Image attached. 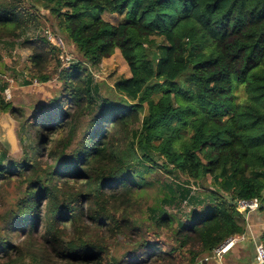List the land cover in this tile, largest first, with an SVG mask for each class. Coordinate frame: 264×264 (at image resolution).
<instances>
[{"label": "trees", "instance_id": "16d2710c", "mask_svg": "<svg viewBox=\"0 0 264 264\" xmlns=\"http://www.w3.org/2000/svg\"><path fill=\"white\" fill-rule=\"evenodd\" d=\"M43 1L79 58L22 42L23 84L60 83L29 113L0 80L21 150L0 145V264H199L244 235L239 204L264 215V0ZM38 11L0 0V43ZM116 51L130 76L100 96L91 68Z\"/></svg>", "mask_w": 264, "mask_h": 264}, {"label": "rangeland", "instance_id": "374dc122", "mask_svg": "<svg viewBox=\"0 0 264 264\" xmlns=\"http://www.w3.org/2000/svg\"><path fill=\"white\" fill-rule=\"evenodd\" d=\"M26 7L35 5L39 8V24L29 27L18 34L15 38H4L0 43V80L7 84L8 102L13 108L24 109L27 113L33 106L45 105L59 93L60 83L57 78H53L47 83H33L29 86L23 84L25 77L23 75L24 61L30 55V52L21 47L25 39L41 37L45 32H50L52 36H48L51 42L61 40L62 38L54 33L52 24L53 18L48 11L41 5L43 0H24ZM93 15H99L109 24L116 26L123 21V14H108L107 12H92ZM156 43H159L158 38H152ZM64 56L62 57V67H67L71 60L79 58L76 49L70 43L63 40ZM60 56V57H61ZM93 81L99 86V95L113 89L116 82L121 79H127L130 76L128 67L116 51L110 58L101 61L100 65L91 68ZM11 96V97H10ZM18 123L9 113H0V145L9 152L11 158H18L21 155V150L18 146L16 131ZM162 181L166 184L174 181L173 177L165 174L161 175ZM14 190H9L8 196L11 197ZM6 202H0V216L5 211ZM183 212H187L190 208L182 204L180 208ZM168 212H176L177 209L167 208ZM245 212V211H243ZM23 264H31L29 260H25Z\"/></svg>", "mask_w": 264, "mask_h": 264}, {"label": "crops", "instance_id": "0c3cea01", "mask_svg": "<svg viewBox=\"0 0 264 264\" xmlns=\"http://www.w3.org/2000/svg\"><path fill=\"white\" fill-rule=\"evenodd\" d=\"M246 232L237 237L234 246L221 261L209 258L205 264H256L255 246L262 244L260 238L264 231V215L256 210L245 211ZM264 246V245H263Z\"/></svg>", "mask_w": 264, "mask_h": 264}, {"label": "built area", "instance_id": "2783aa9c", "mask_svg": "<svg viewBox=\"0 0 264 264\" xmlns=\"http://www.w3.org/2000/svg\"><path fill=\"white\" fill-rule=\"evenodd\" d=\"M258 202L257 200H253L249 203L241 202L239 204V212L249 211V210H257ZM240 237V236H239ZM236 238H231L220 245L213 251V255L209 258H212L221 261L223 256L230 251V249L234 246ZM209 258H205L204 261H208ZM255 263L256 264H264V246L262 244H257L255 246Z\"/></svg>", "mask_w": 264, "mask_h": 264}, {"label": "water", "instance_id": "95a60500", "mask_svg": "<svg viewBox=\"0 0 264 264\" xmlns=\"http://www.w3.org/2000/svg\"><path fill=\"white\" fill-rule=\"evenodd\" d=\"M248 212V211H247ZM199 264H205V261L203 260L202 262H200Z\"/></svg>", "mask_w": 264, "mask_h": 264}]
</instances>
